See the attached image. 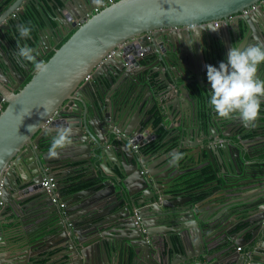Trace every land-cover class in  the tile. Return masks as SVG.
<instances>
[{
    "label": "water",
    "instance_id": "1",
    "mask_svg": "<svg viewBox=\"0 0 264 264\" xmlns=\"http://www.w3.org/2000/svg\"><path fill=\"white\" fill-rule=\"evenodd\" d=\"M61 1L62 5L54 7V15L62 19L61 25L55 27L48 16L52 20L49 30H56L55 44L48 47L45 42L44 51L35 43L44 42L47 27L37 28L36 36L32 32L25 39L20 37L17 26L23 24L22 16L29 7L45 4V0H10L7 9L0 8V103L3 98L6 100L0 112V202H3L0 264L33 263V250L31 254L24 250L17 252L27 245L22 242L25 238L16 232L8 237L5 216L10 212L13 223L18 215L24 214L23 209L37 205L47 228L56 227L60 231L65 252L54 264H211L207 236L215 229L214 220L198 214L200 204L192 198L190 207L185 206L182 196L166 203L171 195L167 193L171 188L170 178L156 179L129 141L117 137L123 132L137 136L142 143L145 128L149 127L154 129L150 138L157 137L151 120L155 114L144 115V108H152L159 97L163 109L177 114L184 100L178 97L180 93L185 98L188 93L195 94L198 101L201 93L206 95L205 105L196 108L195 121L189 117L181 120L179 141L181 148H190L198 160L202 151L208 153L215 172L222 170L226 180L223 198L234 189L250 195L260 188V196L254 202L251 200L235 211L233 203L222 202V197L210 202L217 203L222 211L221 225L231 224L229 218L234 213L249 212L245 221L248 226L237 234L231 233V238L236 246L253 243L256 251H261L264 162H260L257 172L250 169V161L255 156H264V141L260 142L258 135L252 139L260 145V150L253 154L244 138L246 130L254 129L258 133L259 128L246 127L238 118H218L208 104L209 82L197 85L193 80L195 87L189 90L182 49L188 38L195 41L193 45L207 39L208 45L219 48L223 41L218 35L219 27L225 31V26L232 31V38L226 42L228 50L233 45L263 42L262 0H113L90 18L85 17L86 12L99 6L93 0ZM108 1L102 0V4ZM249 8L250 12L242 13ZM210 27L216 30H209ZM71 30L73 33L65 42L54 49ZM205 33L209 37L204 38ZM25 45L34 48L38 56L54 49L46 61L48 72L44 75L34 72L27 82L33 65L22 66L15 55L18 47ZM115 48H118L116 54L103 61ZM226 57L224 53L225 62ZM143 61L147 66L140 71ZM90 73L91 79L84 81ZM258 76L264 80V64ZM181 78L185 79L181 82ZM50 117L52 121L47 122ZM231 123L238 128L235 136L240 140L239 145L226 139L230 136L226 130ZM206 125L210 130H206ZM60 126L72 128L73 142L52 157L51 139ZM240 128L243 131L245 128V132H240ZM190 141L194 143L192 146ZM212 154L217 156L220 167ZM79 161L97 170L101 185L76 192L67 199L63 197L64 205L60 208L41 187V182L53 174L56 166L64 169ZM54 175L60 184L61 175ZM16 189L18 195L13 193ZM33 198L40 202L23 206L22 202ZM74 200H79V204L70 206ZM245 230L251 233L249 239L244 236ZM43 232H38L35 238L42 241ZM32 244L33 241L29 242V248ZM255 255L254 252L250 256L249 264H258ZM215 264H247V258L239 253L232 255L227 263Z\"/></svg>",
    "mask_w": 264,
    "mask_h": 264
},
{
    "label": "crops",
    "instance_id": "2",
    "mask_svg": "<svg viewBox=\"0 0 264 264\" xmlns=\"http://www.w3.org/2000/svg\"><path fill=\"white\" fill-rule=\"evenodd\" d=\"M10 0H0V8L2 6L6 7L7 9L9 7ZM61 0H48V2H45V4H40L41 7H43L44 13L49 19L47 22L45 21V18L43 17L44 25L41 28L47 27V32L43 33V38L45 37L44 42L40 40V42H36L35 44L40 45L41 50L44 51V43L46 42L48 44V47L53 46L55 44L54 38H56V34L54 29L49 30V26L53 25L55 27H58L62 23V19L56 17L54 15V7H58L59 5H62ZM73 7V6H72ZM71 7V8H72ZM22 8V7H21ZM69 13L72 15V12L68 10ZM51 16L52 20H50ZM58 18V19H57ZM264 20V19H263ZM233 24V23H232ZM53 27V26H51ZM225 31H223V27H219L220 33L223 38V41L221 43V46L219 48L212 47L208 45L207 39L204 40V43H199V45L194 44L195 41H191L190 38L185 41L186 43L183 45V66L184 68V75L187 76L186 78V84L189 87V90L193 89L195 86L193 85L194 81L197 85H204L207 81L206 76V64H211L213 66H218L219 61H223V54L228 52L227 41L232 38V31L231 27L225 26ZM67 31V26L65 27V30ZM262 29H260V32ZM236 36L237 29L235 31ZM209 37L208 33L203 34V37L205 38ZM263 40V39H262ZM264 42V41H263ZM195 52H193V51ZM223 53V54H222ZM42 57V56H41ZM40 57V58H41ZM38 59V56H37ZM225 62V61H224ZM145 61L142 62V67L139 68L140 71L146 69L145 67ZM165 68H163V71ZM197 75L195 74V72ZM13 76L14 74L11 73ZM114 79L117 77L114 74H111ZM195 75L197 78H195ZM185 78H181V82ZM193 81V82H192ZM180 81L176 83V85H179L181 83ZM199 83V84H198ZM204 90V89H203ZM178 93V89L176 91ZM176 93V94H177ZM181 94V93H180ZM179 94V98L184 99L182 100L181 106L179 105V113L177 114H169L164 107L161 106L159 97L157 98L158 102H156L152 108L148 106L147 108H144L143 114H155L152 117L153 127L155 128V132L157 134V137L150 138L149 135L154 133V129L149 127L145 128L146 132L143 134L146 137V149H145V155L143 156L146 166L150 168L152 174L156 179L167 181L171 180L170 186L171 188L167 191V193L171 194L168 196L169 198L166 199V203H173L175 202V198L178 196H182L184 198L182 199L183 202H185L186 207H190L192 204L190 201V198L193 200H196L199 202L200 207L197 209V213L202 215L203 217L210 218L214 220L215 222V229L208 234L207 238V246H208V254L211 256V261H209L211 264L224 262L227 263L231 259V256L234 254H245L247 258V264L248 262H251L250 256L255 252L256 261L258 264H264V247L261 251H256L257 247L255 248L254 245L249 244H239L238 246H243L242 251H238L235 242L231 238L232 234H237L238 230H241L242 228H245L248 226V224L245 222L249 218V212H245L242 214H236L229 218V222L231 223L228 226L221 225L220 223V216L221 212L219 211V206L214 204L213 202H210V200H213L214 198H218L225 196V190L223 188V185L226 184V180L224 179V175L222 174V170L218 169L214 170V167L212 163H209V155L208 153H205L202 151L200 154L199 160L195 157V154L190 150V148L182 149L180 146L179 141V132L178 129H181V120L185 117L186 119L189 117V119H193L195 121V114H196V108L200 109L201 104L205 105V94L201 93L199 101L196 99L197 96L195 94L188 93L185 97ZM108 97V96H107ZM176 95L173 97L175 98ZM111 97H108V99ZM167 100V99H165ZM80 103V102H79ZM169 110V107H168ZM150 115L148 116V118ZM160 119L156 123V119ZM187 123V121H186ZM195 123V122H194ZM183 125V123H182ZM230 128L226 130V133L230 134L226 139L227 141H231L236 143L235 145H239L240 140L237 138L236 132H237V126L235 124L231 123ZM226 127V126H224ZM256 128H259V132L255 133L254 129H251L247 131L244 128H240V132H245L244 138L247 139L246 142L248 143L247 146L250 147L251 152L253 154H256L257 151L260 150V145H257V141L252 140L257 135L259 136L258 140L264 141V104L262 102L261 104V111L259 114V118L256 122ZM206 130H210L208 125H206ZM170 133L171 135L167 137V134ZM149 137V138H148ZM149 139V140H148ZM256 139V138H255ZM201 141V139H199ZM190 145L192 146L194 143L190 141ZM172 152H181L184 153L183 159L179 162L178 165L173 166L170 163V153ZM215 157V163L217 164V167H220L219 161L217 159L216 155H213ZM260 162H264V156H255L251 159L250 163H252V171L259 172V164ZM57 165V164H55ZM145 166V167H146ZM204 166H208L210 169V174H214V178L211 180H208L206 182H203V184L199 186H195L190 188V180L196 179L200 180L203 179L202 170L201 168ZM62 173V174H61ZM53 174L61 175L62 181L59 184V190L63 194L64 198H68L72 196V194L76 192H80L81 190H90L92 187L101 185V180L97 179L99 178L97 174V170L93 167H91L88 163L85 161H79L74 163L72 167L67 168H60L59 166H56L55 171ZM167 175L169 177H167ZM95 179V181H94ZM79 185H85L80 188H76ZM76 188V189H75ZM103 190V188H102ZM100 190V191H102ZM257 190V189H256ZM232 191V192H231ZM228 193L227 198H223V201H226V203H233L232 208L237 210L238 207L245 206L247 202L253 200V202L258 198L260 195V188L259 192L257 193H251L250 195H245L240 193L237 189L231 190ZM258 191V190H257ZM14 195H18L17 189L14 190ZM235 193V194H233ZM37 198H33L29 200L27 203H23V206L26 204H29L31 206L37 204ZM79 200H74L70 204V206L73 204L78 205ZM220 203V201H219ZM22 206V207H23ZM40 206L35 207H27L23 209L24 214L16 217V221L11 223L13 221V217L11 216V213L9 212L8 215L5 216L6 222H8L7 227V235L8 237H11L14 235V232L18 234L19 236L24 237L25 239L22 240V242H25V245L23 248H21L18 253L21 251H27L28 253L35 254V257H33L31 264H54V261H57L61 254L65 252L64 247L62 246V243L60 242V231L56 228H47V221L44 219H41V212ZM45 213V212H44ZM226 215V214H225ZM222 216L225 218L224 214ZM222 218V219H224ZM226 223V222H225ZM227 224V223H226ZM237 226V229L235 227ZM42 241L37 240L35 237L37 233L42 232ZM244 236L249 239L251 237V233L248 230H245ZM40 237V236H39ZM38 238V237H37ZM222 238V240H221ZM209 240V241H208ZM221 240L220 242H217ZM32 249L29 248V242H32ZM42 242V244H41ZM255 242V241H254ZM258 246L261 244L258 242ZM14 245V244H13ZM52 245V246H51ZM51 246V247H49ZM49 247V248H48ZM48 248V249H46ZM46 249V250H45ZM37 250V252H36ZM45 250L44 252H41ZM234 252V253H233ZM49 256H53L51 260H49ZM206 262L207 260L204 259Z\"/></svg>",
    "mask_w": 264,
    "mask_h": 264
},
{
    "label": "clouds",
    "instance_id": "3",
    "mask_svg": "<svg viewBox=\"0 0 264 264\" xmlns=\"http://www.w3.org/2000/svg\"><path fill=\"white\" fill-rule=\"evenodd\" d=\"M93 2L97 5L102 4V0H93ZM245 10H249L248 12H250L251 8ZM242 13H245L244 10ZM216 25L218 24L216 23ZM17 27L20 37L25 39L31 37L33 29L30 22L28 24H19ZM209 30L215 31L216 29L210 27ZM72 33L73 30L69 31L68 35L59 41L54 49L61 46ZM54 49L48 54L43 52L44 55L41 57L38 56L39 53L32 47L26 45L18 47L15 53L18 62L22 66L24 63L33 65L26 82L34 72L38 75H44L48 72L47 57L51 53L53 54ZM103 61L105 60L103 59ZM262 64H264V42L249 44L247 46L233 45L227 52L226 62H220L218 67L211 64L205 65L207 81L211 85L208 104L218 118L226 120L238 118L246 127L256 126L261 111V104L264 102V80L258 76V70ZM88 75L91 76L86 79ZM88 75L84 81L91 79L92 74ZM72 137L73 130L71 127H58L51 139L49 155L52 157L57 156L59 149H63L73 142ZM134 137L137 138V136ZM137 141L141 143L138 138ZM142 143L144 144L143 147H145L147 143L145 136ZM143 147L141 149L142 154L145 153ZM183 157L184 153L172 152L170 153V163L176 166ZM62 199L63 194L61 193Z\"/></svg>",
    "mask_w": 264,
    "mask_h": 264
},
{
    "label": "built area",
    "instance_id": "4",
    "mask_svg": "<svg viewBox=\"0 0 264 264\" xmlns=\"http://www.w3.org/2000/svg\"><path fill=\"white\" fill-rule=\"evenodd\" d=\"M114 2L113 0L108 1L106 4H102L101 6H95L93 9L89 10L86 12V18H90L94 13H98L102 8H104L107 4H110ZM261 3H264V0L261 1ZM249 10H244L245 13H247ZM14 16H16V13L13 14ZM79 25H81V23H79ZM122 46V45H121ZM121 46L119 48H121ZM118 51V48L113 49L112 51H110V53L104 58V60H107L108 58L113 57L116 52ZM143 55V53L141 54ZM91 75H88L86 77V79L90 78ZM6 103L5 99L3 98L1 103H0V112L3 111L4 109V104ZM53 119V117H50V119L47 122H51ZM118 139L119 140H128L129 143L131 144V147L133 149V151L136 153V155L138 156L139 160H142L143 158V154H142V147H143V143H139L137 141V138L132 136V135H128L126 133L123 132H119L118 134ZM41 185L43 188H45L47 190V192L50 194V196L52 197V201L54 203H56L57 205H59L60 207H63L64 203L61 200V192L59 190L58 187V180L56 178V176L54 174H49L47 176H45L43 178V181L41 182ZM0 195H1V189H0ZM0 204H3V202L1 201ZM138 220H140V217H137ZM243 246H238L237 250L238 251H242L243 250ZM244 254V253H243ZM245 255V254H244ZM249 264V262H248Z\"/></svg>",
    "mask_w": 264,
    "mask_h": 264
},
{
    "label": "trees",
    "instance_id": "5",
    "mask_svg": "<svg viewBox=\"0 0 264 264\" xmlns=\"http://www.w3.org/2000/svg\"><path fill=\"white\" fill-rule=\"evenodd\" d=\"M45 2H48V0H45ZM43 17L45 18V21L47 22L48 18L44 13L43 7H41L40 5L39 6L33 5V6L29 7L26 10V13L22 16V23L28 24L30 22L32 29H33L32 30L33 35L36 36L37 28H40L44 25ZM30 43L32 45H35L33 42H30ZM51 55H52V53L47 57V59H49L51 57ZM159 120H160L159 118L156 119V123ZM143 149H146V147H143ZM201 170H202L201 172L203 175V179L196 180L197 179L196 178V179L190 180L189 181L191 183L190 188L195 187V186H199V185L203 184V182H206V181L214 178V174H210V169L208 166L202 167ZM82 186H85V185H79L76 188H80ZM233 194H235V193H233ZM221 240H222V238H221ZM221 240H219L217 242H220Z\"/></svg>",
    "mask_w": 264,
    "mask_h": 264
},
{
    "label": "flooded vegetation",
    "instance_id": "6",
    "mask_svg": "<svg viewBox=\"0 0 264 264\" xmlns=\"http://www.w3.org/2000/svg\"><path fill=\"white\" fill-rule=\"evenodd\" d=\"M106 3H107V2H106ZM110 4H111V3H110ZM107 5H109V4H107ZM107 5H106V6H107ZM13 79H16V76H15V75L13 76ZM4 99H5V98H4ZM5 101H6V100H5ZM5 105H6V104H4V108H5Z\"/></svg>",
    "mask_w": 264,
    "mask_h": 264
}]
</instances>
